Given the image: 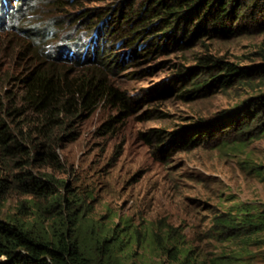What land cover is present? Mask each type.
<instances>
[{
  "label": "rangeland",
  "instance_id": "rangeland-1",
  "mask_svg": "<svg viewBox=\"0 0 264 264\" xmlns=\"http://www.w3.org/2000/svg\"><path fill=\"white\" fill-rule=\"evenodd\" d=\"M139 1L119 5V0H5L0 8V91L19 93L18 78L32 63L33 45L42 41L44 49L65 46L64 51L66 42L77 40L79 46H88L91 56L96 44L111 40L107 54L124 58L122 69L109 79L125 93L129 107L99 102L77 119L76 138L57 149L59 165L34 171L53 181L61 193L81 196L89 216L139 230L143 241L129 243L128 260L133 264H176L166 248L159 251L155 245L188 248L194 264H212L219 256L228 264H264V231L245 240H223L213 228V218L221 212H235L242 203L264 205V179L251 171V166L264 164V131L239 135L235 126L220 131L227 113L264 95V72L235 76L226 86L215 82L192 97L178 96L194 82L209 83L224 72L223 63L211 70L195 68L200 57L262 69L264 23L244 17L238 22L246 31L232 37L195 35L181 46L160 41L159 49L135 57L133 47L121 43V34L114 31L121 16L118 6L128 9ZM99 7L98 16L78 19L79 12ZM204 124L210 131L201 137L202 131L194 128ZM189 129L197 139L182 148L180 135ZM7 168L0 162V181L9 178ZM0 210L4 218L14 213L35 216L32 198L11 190L2 193ZM44 215L52 219L50 212Z\"/></svg>",
  "mask_w": 264,
  "mask_h": 264
},
{
  "label": "trees",
  "instance_id": "trees-1",
  "mask_svg": "<svg viewBox=\"0 0 264 264\" xmlns=\"http://www.w3.org/2000/svg\"><path fill=\"white\" fill-rule=\"evenodd\" d=\"M4 2L0 0V8ZM121 3L124 5L126 0H119V5ZM120 7L121 16L118 14L120 18L115 21L117 29L114 32L121 34L118 39L121 43L133 47L135 57L159 49L160 41H172L181 46L192 41L195 35L232 37L246 31L239 23L244 17L256 18L259 25L264 23V0H140L134 7ZM100 10L99 7L81 11L78 19L90 20L98 16ZM256 13L262 17L257 18ZM19 15L24 17L22 10ZM72 16L70 14L69 18ZM260 29H264V24ZM51 31L50 27L46 33L50 35ZM74 42H66L64 51L65 46L44 49L43 41L33 45L32 63L18 78L19 93L0 91V162L11 169L9 178L4 179L6 183L0 181V197L5 190L29 195L35 211L34 218L29 219L15 213L4 218L0 210V264H133L128 260L129 243L144 239V235L140 236L139 230L131 229L128 223L120 227L118 223L111 225L89 216L81 196L76 197L74 192L61 193L53 181L34 171V167L59 165L57 149L65 141L76 138L77 119L88 115L99 102L129 107L125 93L109 79L124 66L122 54H107L113 47L111 40L96 44L97 49H92L91 56H88V46L85 48L79 46L77 40ZM198 59L201 64L195 68L211 70L223 63L220 70L224 72L212 76L209 83L194 82L192 89L178 94L182 98L192 97L215 82L226 86L235 76L248 77L254 72H264V67H240L212 56ZM67 62L76 68H69ZM78 70L81 72L76 73ZM225 117L226 125L220 131L235 126L239 135L263 132L264 95L230 111ZM209 128L204 124L194 129L201 130L203 137ZM194 129L182 132L180 147L193 145L197 138L190 132ZM14 169L16 171H12ZM251 171L264 179V164L251 166ZM63 185L69 191V185ZM20 207L17 206L16 211ZM45 211L50 212L51 220L45 217ZM213 228L218 239H249L264 231V205L242 203L235 212H221L214 216ZM155 247L159 251L166 248L176 264L195 262L188 248ZM222 257L212 259L211 263L228 264Z\"/></svg>",
  "mask_w": 264,
  "mask_h": 264
}]
</instances>
